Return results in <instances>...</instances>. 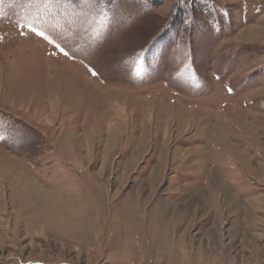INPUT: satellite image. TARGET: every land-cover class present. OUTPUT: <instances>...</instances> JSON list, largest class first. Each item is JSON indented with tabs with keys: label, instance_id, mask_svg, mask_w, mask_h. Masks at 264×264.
I'll use <instances>...</instances> for the list:
<instances>
[{
	"label": "rangeland",
	"instance_id": "obj_1",
	"mask_svg": "<svg viewBox=\"0 0 264 264\" xmlns=\"http://www.w3.org/2000/svg\"><path fill=\"white\" fill-rule=\"evenodd\" d=\"M0 264H264V0H0Z\"/></svg>",
	"mask_w": 264,
	"mask_h": 264
},
{
	"label": "trees",
	"instance_id": "obj_2",
	"mask_svg": "<svg viewBox=\"0 0 264 264\" xmlns=\"http://www.w3.org/2000/svg\"><path fill=\"white\" fill-rule=\"evenodd\" d=\"M152 5H154V6H157V5H159L161 2H163V0H148ZM177 5H178V3H177ZM185 5L186 4H183V6H181L182 7V9H181V12H183V13H185L186 11L184 10V7H185ZM179 6V5H178ZM178 6H177V9H178ZM180 7V8H181Z\"/></svg>",
	"mask_w": 264,
	"mask_h": 264
},
{
	"label": "snow or ice",
	"instance_id": "obj_3",
	"mask_svg": "<svg viewBox=\"0 0 264 264\" xmlns=\"http://www.w3.org/2000/svg\"><path fill=\"white\" fill-rule=\"evenodd\" d=\"M33 31H35V30L33 29ZM39 35H40L41 37H43V36H44V33H43V32H40ZM61 51H63V49H61ZM65 55H67V53H65ZM231 90H232V89L230 88L229 91H231Z\"/></svg>",
	"mask_w": 264,
	"mask_h": 264
}]
</instances>
